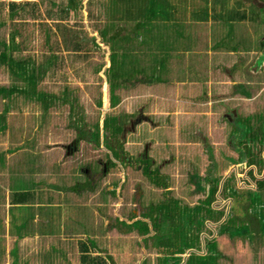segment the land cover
Wrapping results in <instances>:
<instances>
[{"label":"rangeland","instance_id":"rangeland-1","mask_svg":"<svg viewBox=\"0 0 264 264\" xmlns=\"http://www.w3.org/2000/svg\"><path fill=\"white\" fill-rule=\"evenodd\" d=\"M151 1L141 5V0H72L70 10L64 11L57 5L67 0H55L49 15L48 0L44 15L61 20L59 34L50 23L46 28L43 12L25 11L23 5L18 18L39 21L31 23L36 35L27 38L32 32L22 26L25 22H10L20 24L17 28H10L9 22L4 26L2 34L10 28L16 40L9 56L44 68L33 87L0 65V87H17L8 95L0 93V264H11L13 249L16 264H78L80 244L91 256L107 254L118 264H159L163 249L156 243V233L142 239L135 229H118L113 219L126 222L131 192L138 184L142 205L155 202L160 188L127 168L126 178L112 168L101 180L86 184L85 169L99 171L96 158H109L108 146H103L107 150L103 154L94 139H101V134L89 132V142L81 136L76 149L82 151L67 154V159L62 155L63 145L79 131L100 133L101 124L111 125L112 116L124 121L139 107L156 122L137 125L135 132L124 135L121 147L134 154L142 141L149 140L161 155L168 146L179 163L174 170L162 169L168 174L170 195L180 191V198L191 202L199 193L188 197L181 191L189 170L217 177L234 162L241 179L235 185V200L228 205L231 223L245 219L242 223L254 229L243 236L217 237L221 256L212 259L215 264H264V70L253 65L258 40L263 37L264 42V5H260L264 1L206 0L211 3L207 7L200 0H188L191 11L184 9L186 0H179L175 9L171 4L165 8L160 0L150 5ZM141 6L156 11L149 15ZM129 15L132 20L122 18ZM185 19L196 24L182 23ZM174 20L176 24L169 22ZM123 21L131 23L125 26ZM111 53L122 64L116 79L106 67ZM256 113L262 117L252 118ZM245 115L250 116L251 130L259 129L251 140L241 135L242 125L234 119ZM101 133H109L108 126ZM239 142L246 144V150ZM248 158L253 166H243ZM261 177L259 189L255 182ZM108 182L123 184L113 194ZM17 189L31 191L32 198L12 204L11 194Z\"/></svg>","mask_w":264,"mask_h":264},{"label":"flooded vegetation","instance_id":"flooded-vegetation-1","mask_svg":"<svg viewBox=\"0 0 264 264\" xmlns=\"http://www.w3.org/2000/svg\"><path fill=\"white\" fill-rule=\"evenodd\" d=\"M260 5H264V2ZM262 39L258 40L259 46L257 51L259 53L257 54L253 65L255 68L262 67L264 70V42ZM260 52L262 53L260 54ZM69 96L71 97V95ZM129 114V116H127L128 119H124V121L120 120L118 116H110L112 119V126L108 123L107 125L101 124L100 133L94 132V130H85V132L79 131L76 136L63 145L65 153L71 155L73 152L78 151L79 153L82 151L76 149L80 142L78 138L81 136L83 139L87 140L86 142H89V132L93 133V135L97 134L98 136L101 134V139H98L96 136L94 139H96V143L101 144L102 149L103 146H108L110 150L109 153L104 149V152H102L103 154L107 153L109 158H106V156V159L96 158L99 165V171L92 173L88 169H85L86 180L88 183L92 184L101 180V178L111 173L110 170L114 169L123 172V170L127 168L133 172L138 171L141 176H144L146 180L153 182L152 184L155 185L156 188H160L161 191L160 196L157 197L155 202L148 200L146 204L142 205L141 196L143 192L140 189L139 182H137L138 186H135V189L131 192L132 208H130V214L124 218L126 222H117L113 219V222L116 223L115 226H118V229L122 226L125 227V230L135 229L140 237L143 236L142 239H150L151 236L156 233V243L163 241L166 242L164 246L161 244L158 245L163 249L161 257L167 253H170L172 256L175 255L178 258V261L175 264L178 262L183 264L185 258L189 255V252L191 255L194 254L192 258L207 254L209 257L204 256V258L206 257L205 260L208 263H212L213 261V264H215L212 258L221 256L217 250L216 238L220 237V235H244L240 232V229H243L244 224L237 221V224L232 225L231 222H233V217L231 216L232 214L228 212V207H230L228 205L236 195L235 188L237 187L238 179H241V175H239L238 178L233 163L225 168L226 170L228 168V172H225L223 175L218 174L219 176L217 177L214 175L211 178L208 176V171L206 173L203 171L201 175H198V172L196 173V168H192L193 170H189L187 175H185L183 190L181 191H183L188 197L192 196V194L196 195L199 193L198 196H195L191 202H187L180 198V191L178 196H175L174 194L170 195L171 189H169L168 185L165 183L168 181V174L165 170H174V167L178 166L179 163H176L174 154L170 151L168 146L165 148L163 147L164 150H161L164 154L158 155L159 151L157 152V149L151 148L149 140L142 141L140 149L134 154H129V152L123 150L121 144L125 142L124 135L126 133L135 132V127L142 122L148 124L156 122L150 119L147 113L143 112L141 107L134 109L133 112H130ZM107 126L109 128V133L106 134L108 137L101 133L102 130L107 128ZM86 142L85 144L87 146L89 145L88 147L95 145V142L94 144H88ZM237 162H239V160H237ZM163 168H165V170H162ZM122 175L125 178L127 176L124 172ZM228 177H233L231 178V180H233L231 183H228ZM122 184L123 183L118 182H108L106 185L111 193L116 194L120 190ZM224 193H226V195H224ZM253 200L256 201L255 199ZM206 207L209 211L204 210ZM257 209L259 211V208ZM258 211L255 212L258 213ZM184 214H186L185 217L183 216ZM121 218L122 217H119L118 220ZM129 219H131V223L129 222ZM208 224L209 226L212 225V227H208ZM139 227H144L143 229L145 230L139 231ZM201 228L204 230L202 231ZM178 233H181L186 239H189L186 248H183L184 245L180 243ZM178 249H183V251L181 253L176 252ZM165 251H167V253H165Z\"/></svg>","mask_w":264,"mask_h":264},{"label":"trees","instance_id":"trees-1","mask_svg":"<svg viewBox=\"0 0 264 264\" xmlns=\"http://www.w3.org/2000/svg\"><path fill=\"white\" fill-rule=\"evenodd\" d=\"M114 1V0H113ZM151 1V0H150ZM155 1H157V3H159V0H152L149 4L151 5V3L153 4ZM162 3H163V5H164V7L165 8H168L167 7V5H169V4H167L166 3V1L165 0H160ZM143 0H141V2H140V4L141 5H144L145 4V2H143ZM248 4H252L253 5V3H248ZM158 5V4H157ZM153 6V5H152ZM143 6H141V10H148V14L149 13H152V12H154V11H156V10H154V9H152L151 10V6H148V7H143ZM173 9V6L172 5H170V9ZM254 8H256V7H254ZM152 11V12H151ZM138 15L137 16H139V12L138 11H135ZM140 12H142V11H140ZM149 15H151V14H149ZM148 15V16H149ZM168 14H166V17L165 18H168V16H167ZM146 17V19L147 18H150V16L149 17ZM236 16H238V15H235V17H234V19L236 18ZM239 16H240V20H243V18L244 17H242V14H239ZM122 18H124V20H132L131 18H133V16L132 15H129V16H123ZM121 18V19H122ZM248 18H249V16H248ZM112 19H116V17L115 18H113L112 17ZM250 19V18H249ZM120 20V19H119ZM167 20V19H166ZM171 20V19H170ZM174 21H176V20H174ZM173 21V22H174ZM145 22H143L142 21V24H144ZM153 24H155V22H153L152 23V25ZM174 24H176L175 22H174ZM11 41V40H10ZM10 41H7V42H3V43H0V63H2V64H5L6 65V67L9 69V71L13 74V75H16V76H19L22 80H24V81H26V83L27 84H29L30 86H33L34 87V84H35V82H34V80L36 79V78H38L39 77V75L42 73V69L44 68V67H42L41 66V64H39L37 67H33V66H31L30 65V63L27 61V59H22V60H13L10 56H9V51L11 50V49H15L17 46H16V43H14V42H10ZM7 49H9V50H7ZM123 53L121 52L120 53V55H122ZM120 55H118L119 57H120ZM53 59V58H52ZM119 60H120V58H118V57H115V54L114 53H111L110 55H109V65H107L106 67H107V69L109 70V75L112 77V78H118L119 77V73L118 72H120L119 71V69H120V66H122V64L121 63H119ZM138 62V61H137ZM117 67H118V69H117ZM17 87H15V86H10V87H8L7 89L6 88H4V87H0V93H4L5 95H8L9 93H11L12 91H15V89H16ZM243 93V92H242ZM113 100V99H112ZM112 100H108V101H112ZM105 103L107 104V101H105ZM252 118H259L260 119V117H262V115L260 114V113H256V114H254L253 116H251ZM108 119V118H107ZM107 119H106V121H107ZM235 119V121L236 122H238V120L240 121V122H238V123H240L241 125H242V127L241 128H239L240 129V133H241V135L243 136H247L250 140L252 139V138H255L254 136H255V132H256V129L255 130H251V129H254V127L253 126H251L250 124H249V119H250V116H248V115H245V116H242V117H240V118H234ZM104 123H106L105 125H107V123L108 122H104ZM104 125V124H103ZM257 130H259V129H257ZM255 131V132H254ZM259 132V131H258ZM259 133H261V132H259ZM262 134V133H261ZM244 138V137H243ZM242 138V140H244ZM245 141V140H244ZM241 145H242V149H245L246 150V146H243V145H246V144H244V142H239ZM264 148V147H263ZM248 152V151H247ZM234 163V162H233ZM253 164H254V161L252 160V159H247V160H245V163H244V165L243 166H253ZM250 168H248V170L247 171H249L250 172ZM252 171V170H251ZM229 178V177H228ZM227 178V179H228ZM231 178H233V177H230V179ZM262 177H261V179L260 180H257V182H255V186H257V187H259V189L260 188H262ZM229 183V182H228ZM86 184H88L89 185V183L87 182ZM31 191H29V190H23V191H19L18 189L17 190H14L13 192H12V194H11V198H10V201H11V203L12 204H15V205H19V204H23V203H25V202H27L28 200H30L31 198H32V196H31ZM234 194V193H233ZM254 198H249V200H250V202H252V201H254L253 200ZM235 199H233L232 201H234ZM205 211H209V209L206 207L205 209H204ZM246 212H248L247 210H246V208H245V210H244V213L246 214V215H248ZM260 213L258 212L257 213V219H259L260 220V218H261V216L259 215ZM243 220H245V219H240V223L243 221ZM252 221V220H251ZM249 222V221H248ZM250 224H251V222H249ZM248 225H246V224H244L243 225V229L241 228L240 229V232L241 233H243V234H246V233H249V231H251L252 229H254L253 227H247ZM144 227H139L138 228V230L139 231H143V230H145V229H143ZM179 234V241H180V243L181 244H183L184 246H183V248H186V246H187V244H188V240L189 239H186V237L184 236V235H182L181 233H178ZM158 244H161V245H165L166 244V242L165 241H163V242H157ZM94 246V244H93V242H91L90 244H89V247H93ZM80 257H79V263L78 264H118V263H115V262H113L112 261V259H111V257H110V255H105L104 257L102 256H99L98 254H94L93 256H91L90 255V252H89V250H88V248H87V246H85L84 244H80ZM188 247H189V245H188ZM14 250L15 249H13V250H11L10 251V253H12L13 254V261L11 262V264H16L15 263V254H14ZM183 251V249H178V251H176V252H179V253H181ZM95 253H97V252H95ZM165 253H167V251H165ZM193 255L194 254H192L191 255V253L189 252V255L185 258V261L183 262V264H213V261H212V263L211 262H207L206 260H205V258L206 257H209L207 254L205 255H201V256H195L194 258H192L193 257ZM204 256H206L205 258H204ZM212 257V256H211ZM210 257V258H211ZM191 260V261H190ZM213 260V259H212ZM178 261V258H177V256H175V255H171L170 253H167V254H164L161 258H159V264H166V263H171V264H175L176 262ZM196 261V262H195ZM139 264H142V262L141 263H139Z\"/></svg>","mask_w":264,"mask_h":264},{"label":"crops","instance_id":"crops-1","mask_svg":"<svg viewBox=\"0 0 264 264\" xmlns=\"http://www.w3.org/2000/svg\"><path fill=\"white\" fill-rule=\"evenodd\" d=\"M46 1H48V0H35V1H30V0H22V1H9V0H0V37L2 36V37H4L5 36V40H1L0 39V43H3V42H7V41H12V42H14V43H16V40H14V38H15V36H12V29H10V28H12V27H18L20 24H18L20 21L21 22H25L26 24H22V26H24V27H26L25 29H28L27 31L28 32H32V34H31V36H27V38L28 39H30V38H32L33 37V35L35 34L36 35V33H37V30L35 29V28H32V26H31V23H33V22H39V21H37L35 18H29V17H26V18H22V19H19L18 18V12H20L22 9H20L21 7H20V5H23V9L25 10V11H32V10H35V12H36V10H37V8H38V10L42 13V18H41V20H42V22H44L45 23V26H46V28L47 27H49L48 26V24L50 23V24H52L51 26L53 27V31H54V34H56V33H58L59 34V31H58V27H57V25L59 24V23H61V20H59V19H55L54 20V16L52 15L51 16V18L53 19V20H50V18H49V15L51 14V12L52 11H54V9L56 8L55 6L57 5L56 4V2H55V0H49V2H50V8L49 9H47L48 10V14L49 15H44V5L46 4ZM57 1V0H56ZM166 1V3L167 4H171L172 6H176V4L177 5H179V0H165ZM187 1V4L185 3V10H189V11H191V8H190V6H192L189 2H188V0H186ZM61 2H59L58 3V5L57 6H59V5H61L60 6V8L62 9V10H64V11H68V9H69V6L71 5V3H72V0H67V3L66 4H60ZM199 3H202V4H205L207 7H211V3H209V2H207L206 0H200V2ZM213 5V4H212ZM188 6V7H187ZM173 9H175L174 7H173ZM194 8H192V10H193ZM70 10V9H69ZM12 13V14H11ZM4 19H6V21L4 20ZM51 21V22H50ZM190 20L189 19H185V20H183V22L182 23H185V24H193V23H195L196 24V22H189ZM9 22V25H11L10 26V28H9V31L7 30H5L6 32H5V35H3L2 33H3V28H4V26L6 25V23H8ZM10 22H18L17 24H10ZM169 22H173V21H169ZM175 23H176V21H174ZM173 22V23H174ZM54 23H56V24H54ZM123 23H124V25L127 23V25L129 24V23H131V22H128V21H123ZM147 24V23H146ZM145 25V24H144ZM144 25H143V27H144ZM126 26V25H125ZM188 26H190V25H188ZM187 28V27H186ZM123 34H124V32H123ZM129 35L130 33H126L125 32V35ZM119 35H121V34H119ZM193 35H194V33H193ZM118 35H116V36H113V39H116V37H117ZM136 36H139V35H137L136 34ZM157 36H158V34H157ZM159 37V36H158ZM160 37H162V35L160 36ZM17 39V38H16ZM139 39L141 40V37H139ZM82 40H84L83 38H82ZM18 41V40H17ZM124 41V40H123ZM123 41L121 42V43H123ZM125 43L127 42V41H124ZM122 50H125V51H127V48H123ZM122 50H121V52H122ZM209 53H212L213 54V52L209 49V50H207ZM207 52V53H208ZM123 53V52H122ZM184 62H186V61H184ZM0 65H2V63H0ZM158 69V68H157ZM156 75H157V73L156 74H154V76L156 77ZM153 76V75H152ZM155 77H151V79H153V78H155ZM44 145L46 144V142H44L43 143ZM45 149L43 150L44 152L47 150L46 148L47 147H44ZM59 148V147H58ZM65 151V149L63 148L62 149V152H64ZM47 152V151H46ZM13 153H14V151H13ZM62 155H64V158L65 159H67L68 157H69V155H67V154H62ZM67 157V158H66ZM28 166H29V163H28ZM36 184H40L39 182H36Z\"/></svg>","mask_w":264,"mask_h":264},{"label":"clouds","instance_id":"clouds-1","mask_svg":"<svg viewBox=\"0 0 264 264\" xmlns=\"http://www.w3.org/2000/svg\"><path fill=\"white\" fill-rule=\"evenodd\" d=\"M9 1H22V0H9ZM30 1H35V0H30Z\"/></svg>","mask_w":264,"mask_h":264}]
</instances>
